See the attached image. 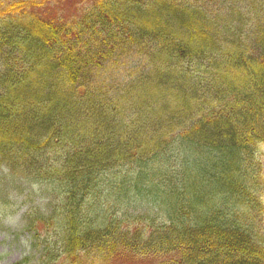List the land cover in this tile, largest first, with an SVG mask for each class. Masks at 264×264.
Masks as SVG:
<instances>
[{
	"label": "trees",
	"instance_id": "obj_1",
	"mask_svg": "<svg viewBox=\"0 0 264 264\" xmlns=\"http://www.w3.org/2000/svg\"><path fill=\"white\" fill-rule=\"evenodd\" d=\"M0 169L12 264H264V0H0Z\"/></svg>",
	"mask_w": 264,
	"mask_h": 264
},
{
	"label": "rangeland",
	"instance_id": "obj_2",
	"mask_svg": "<svg viewBox=\"0 0 264 264\" xmlns=\"http://www.w3.org/2000/svg\"><path fill=\"white\" fill-rule=\"evenodd\" d=\"M119 55V56H116ZM113 59L107 61L105 65L93 72L90 81L95 83L96 85H101L102 83H111L116 84L121 82L129 77V75L136 71L141 64V57L133 52H125L123 54H116ZM164 76V75H163ZM170 85L164 84L165 89H170ZM165 94L163 90L160 92V87L155 89L151 95L150 102H156V104H169L170 102L165 99ZM138 105H136V109L139 107L141 110L145 109L147 104V97L145 95H135L132 98ZM135 110V108H134ZM84 111V109H78L76 112V118L78 123L82 128L86 127V116L84 117V113H91ZM93 115V114H91ZM131 115V113L129 114ZM128 115V116H129ZM130 121L134 123L142 122L141 119L137 118L136 115L130 119ZM89 122H92L90 119ZM182 153L184 156H195L196 150L192 146L184 145ZM1 175V169H0ZM9 187V188H8ZM10 190V194L7 197L5 190L0 194V197L4 200L7 198L13 202V206L10 208V213L14 210V213L9 217L2 218L0 221V264H12L15 261L20 260L24 257L29 251V242L28 235L21 231L19 225L23 212L30 204H38L42 203L43 197L45 196L41 193V190L34 191L29 189L31 192H28V189H23L22 187L17 186L15 183H9L7 185ZM17 194V195H16ZM16 200V201H15ZM30 203V204H29ZM148 259H127L119 264H148Z\"/></svg>",
	"mask_w": 264,
	"mask_h": 264
}]
</instances>
